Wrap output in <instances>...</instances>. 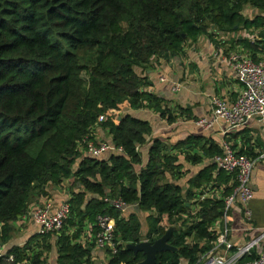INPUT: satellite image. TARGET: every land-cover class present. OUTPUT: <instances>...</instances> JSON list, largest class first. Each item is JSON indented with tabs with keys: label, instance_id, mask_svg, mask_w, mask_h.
<instances>
[{
	"label": "trees",
	"instance_id": "trees-1",
	"mask_svg": "<svg viewBox=\"0 0 264 264\" xmlns=\"http://www.w3.org/2000/svg\"><path fill=\"white\" fill-rule=\"evenodd\" d=\"M246 3L264 9V0H0V241L7 240L10 222L26 212L32 195H44L47 183L57 185L75 175L80 188L67 198L66 228L54 240L56 264H92L93 242L77 238L85 221L96 230L100 212L111 215L119 241L114 253L106 249V264H136L143 253H133L125 244L153 241L170 225L176 229L168 242L176 250L157 252L156 264H179L180 257L197 263L218 234L212 222L222 215L223 197L232 189L230 175L209 161L183 187L177 156L166 151L160 138L151 139L142 163L138 146L151 133L149 121L115 113L127 103L151 106L174 120L163 99L144 88L148 81L136 67L143 68L151 58L157 62L182 54L185 42L196 41L200 33L211 39L207 16L222 29L257 24L256 18L243 15ZM242 40L253 47L248 49L252 57L259 50L264 54V40ZM97 126L107 128L120 152L105 158L82 155L83 138H93ZM250 139L232 146L256 156ZM171 147L181 149L192 163L221 151L200 134ZM209 183L219 194L205 195ZM105 196L121 197L145 212L144 238L139 237L140 224ZM47 234L37 232L12 246L0 256V264H50ZM256 252L241 255L236 264ZM9 254L11 260L6 259Z\"/></svg>",
	"mask_w": 264,
	"mask_h": 264
},
{
	"label": "crops",
	"instance_id": "crops-1",
	"mask_svg": "<svg viewBox=\"0 0 264 264\" xmlns=\"http://www.w3.org/2000/svg\"><path fill=\"white\" fill-rule=\"evenodd\" d=\"M231 44L228 36H213L210 39L206 34L200 33L196 41L188 40L185 42L182 54L174 55L167 60L160 58L157 62L154 58H151L150 62L144 65L143 68L136 67V72L145 76L148 81L144 88L162 98V105L169 107L175 115L174 120L168 121L166 117L160 116L159 112L151 106H129V109L124 111L147 119L151 125V133L146 142L138 146L142 163L148 157L151 139L153 137L160 138L167 147L166 151L177 156L181 171L178 179L180 184L184 180L187 181L211 159L203 158L197 163L190 162L185 158L181 149L171 147L179 139H184L190 134H200L204 138L213 139L218 145L225 138L231 139L232 143L241 146L242 143L244 144L245 139L252 136V134L256 133L261 136L260 122L256 118L236 130L225 133L222 132V125L219 122L207 127L196 123L198 117L210 115V94L217 93L233 99L242 86L241 81L236 77L226 60L228 53L234 49ZM257 55H261V53L259 52ZM161 75L164 76V80L160 79ZM174 84H177L178 88H175ZM103 129L107 131L106 136H101ZM94 137L110 139L107 128L102 126L96 127ZM249 143H254V140L250 139ZM254 146L256 151L260 152L262 150L261 147L257 148L255 143ZM193 150H198V148L196 147ZM110 154L111 152L108 151L103 156ZM251 183L253 187L252 198L247 203H234L229 208L226 217H219L212 222V227L218 232L226 226V242L229 243V246L225 248L224 244L213 240L208 243L209 247L204 252L205 255L225 254L229 256L238 247L246 245L264 233V158L256 161L251 174ZM210 187L211 184L209 183L206 187L208 192L205 193L219 194L218 187ZM50 188L52 196L57 200L56 203L66 200L70 196V190L62 188L61 184H54ZM35 196H37V200L30 205L28 204L26 212L10 222L7 240L5 242L0 241V249L3 252L7 253L9 248L14 245H21L37 233V226L29 216V211L32 207L34 208L35 202H39V198L41 201L46 195L36 194ZM73 228L74 226L68 227L71 231ZM92 236L93 231L90 229V224L85 221L77 239L86 243L92 241ZM262 245H264V237L247 254H252ZM90 249L93 260L99 258V264H101V260L106 261L101 250L106 251L107 247L100 249L95 245ZM49 254L48 260L51 264H56L54 241H52V250ZM93 264H96V261Z\"/></svg>",
	"mask_w": 264,
	"mask_h": 264
},
{
	"label": "built area",
	"instance_id": "built-area-1",
	"mask_svg": "<svg viewBox=\"0 0 264 264\" xmlns=\"http://www.w3.org/2000/svg\"><path fill=\"white\" fill-rule=\"evenodd\" d=\"M227 62L236 77L241 81L242 86L233 99L221 94H210L209 104L211 112L209 116H200L196 123L200 126H212L215 123L222 125V132L236 130L247 124L250 120L256 118L261 127V148L262 150L256 156H250L233 147L232 142L228 139H222L219 143L221 151L210 157L211 161L218 169L224 170L231 177L230 183L233 185L231 191L223 197L224 206L220 217H226V214L236 202L247 203L253 196V187L251 183L252 170L256 161L264 158V55L252 57L249 51L237 45L227 56ZM164 80V76H160ZM178 88L177 84H174ZM103 116H99L102 120ZM86 155L92 157L103 156L105 152H120L121 147L115 146L111 139L89 137L85 135L82 140ZM208 192V191H206ZM205 195H209L205 193ZM202 198L203 194H197ZM104 200L115 209L125 213L128 204L121 197L105 196ZM196 205L194 206V208ZM248 212V211H247ZM70 213V203L66 200L54 202L45 198L40 205L35 206L29 211V216L37 226V232L45 234L48 232H58ZM95 228L92 240L97 246L107 247L112 253L117 250L115 223L111 215L100 212L96 215ZM226 226L222 228L217 236L216 241L229 246L226 242ZM264 237L262 233L257 239L238 247L229 256L225 254H202L195 264H235L237 259L244 253L250 252L256 243ZM6 254L0 249V256ZM12 254L6 259L11 260ZM179 264H190L184 257L179 258ZM244 264H264V245L259 248L255 256L244 262Z\"/></svg>",
	"mask_w": 264,
	"mask_h": 264
},
{
	"label": "rangeland",
	"instance_id": "rangeland-1",
	"mask_svg": "<svg viewBox=\"0 0 264 264\" xmlns=\"http://www.w3.org/2000/svg\"><path fill=\"white\" fill-rule=\"evenodd\" d=\"M241 11H242L243 15L245 17H247L248 19H250V20L253 19V18H256L257 24H252V25H250L248 27H244V26L240 25V26H235L234 28L226 27L225 29H222L221 23H216L214 26H212V21H211L209 16H207L205 18L204 22L207 25V29L212 32V36H217V37H220L221 35L222 36H228L229 39L231 40V43H232L231 45L233 46V48H235L237 45H242L243 48H245L247 50L249 49L250 51H252L253 47L249 46L242 39L244 37H246L249 41H255L256 39L264 40V9L253 7L250 4L246 3V4H243ZM185 13H186V10H185ZM213 22H216V20L215 21L213 20ZM259 52L261 53V55H264V54H262L263 53L262 51L259 50ZM127 109H129V105H127V103H125L121 107V109L115 113V115H119V114L123 113ZM99 127H101V126H99ZM106 135H107V131L103 129V133H102L101 136H106ZM249 138L253 139L254 142L256 144H258L259 146L261 145L259 134H256V133L252 134V136H250ZM228 140L231 141V139H228ZM82 155H86V152H85V149H84L83 145H82ZM105 157H107V155H104L101 158H105ZM78 161H79V158L75 161V163L73 165L74 168H76V165H77ZM139 166H140V164L136 165L135 168L138 169ZM60 184H61L62 188H66V189L70 190L69 191L70 195L73 194L74 192L78 191L79 188H80L79 179L75 175H73V176H71V177H69L67 179H64ZM52 185H54V184L50 183V182L46 184L47 187H45V190H44L45 194L42 195V196H45V195L46 196L43 197V199L41 201H40V198H39V202L37 201V202L34 203L35 206L40 205L41 202L45 198H49V199L53 200L54 202L57 201L52 196V194L50 192L51 191L50 187ZM182 186L183 187L187 186V181L186 180L182 181ZM90 194H91V192L88 191L86 193V197L90 196ZM35 200H37V196L32 195L28 204L30 205ZM124 201H126V200H124ZM126 203L128 204V207L125 210V214L131 216V220L133 222H135V223L138 222L140 224V230L141 231L139 232V234H140L139 237L140 238H142V237L144 238L145 234L147 232V228H148V223H147V219H146V216H145V212L141 211V210H138L136 208L135 204L132 203V202H127L126 201ZM192 209H194V206H193ZM132 211H134V213H132ZM181 217H183V218L185 217L187 222H189L191 220V218L187 217L186 214H183ZM65 224H66V222H65ZM65 224L62 227V229L66 228ZM62 229L60 231H62ZM74 229L75 228H73L72 230L74 231ZM58 233H57V231L56 232H48V234L46 235V238L49 241H54L56 239V236L58 235ZM90 242H87V243H90ZM92 242H93L92 243L93 246H95L96 244L94 243L93 240H92ZM98 247H100V246H98ZM100 249H102V247H100ZM101 251H103V257H105L104 260L107 261V258H108L107 251H104V250H101ZM94 261H96V264L100 263L99 258H95L93 260L92 259V254H91V262H92V264L94 263ZM106 261L101 260V264H105ZM49 263L51 264L50 260H49ZM84 264H88V263H84Z\"/></svg>",
	"mask_w": 264,
	"mask_h": 264
},
{
	"label": "water",
	"instance_id": "water-1",
	"mask_svg": "<svg viewBox=\"0 0 264 264\" xmlns=\"http://www.w3.org/2000/svg\"><path fill=\"white\" fill-rule=\"evenodd\" d=\"M176 229L175 225L168 226L162 235L153 241L149 239H141L138 242H127L125 247L131 249L133 253L142 252L144 257L136 264H156V253L162 250H176V246L171 245L168 239Z\"/></svg>",
	"mask_w": 264,
	"mask_h": 264
}]
</instances>
